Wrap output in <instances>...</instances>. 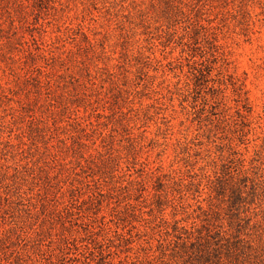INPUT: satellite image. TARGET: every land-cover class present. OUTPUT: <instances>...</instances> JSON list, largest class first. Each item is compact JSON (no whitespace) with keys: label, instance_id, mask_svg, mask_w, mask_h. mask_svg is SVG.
I'll use <instances>...</instances> for the list:
<instances>
[{"label":"rangeland","instance_id":"obj_1","mask_svg":"<svg viewBox=\"0 0 264 264\" xmlns=\"http://www.w3.org/2000/svg\"><path fill=\"white\" fill-rule=\"evenodd\" d=\"M0 264H264V0H0Z\"/></svg>","mask_w":264,"mask_h":264}]
</instances>
